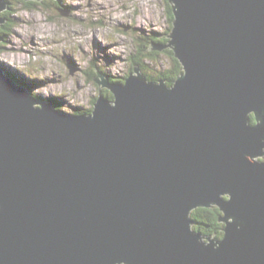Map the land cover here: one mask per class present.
<instances>
[{
	"label": "water",
	"instance_id": "obj_1",
	"mask_svg": "<svg viewBox=\"0 0 264 264\" xmlns=\"http://www.w3.org/2000/svg\"><path fill=\"white\" fill-rule=\"evenodd\" d=\"M169 1L172 86L100 73L70 114L0 67V264H264V0Z\"/></svg>",
	"mask_w": 264,
	"mask_h": 264
},
{
	"label": "rangeland",
	"instance_id": "obj_2",
	"mask_svg": "<svg viewBox=\"0 0 264 264\" xmlns=\"http://www.w3.org/2000/svg\"><path fill=\"white\" fill-rule=\"evenodd\" d=\"M64 4L61 9L55 3L34 8L16 3L8 13L1 11L0 17H11L17 24L0 38V67L31 81L33 93L47 102L57 97L59 110L70 114L91 108L100 93L87 75L94 63L102 72L126 74L134 37L159 31L168 38L171 33L166 0H64ZM160 63L168 67L170 59L164 57ZM97 70L96 76L103 79Z\"/></svg>",
	"mask_w": 264,
	"mask_h": 264
},
{
	"label": "trees",
	"instance_id": "obj_3",
	"mask_svg": "<svg viewBox=\"0 0 264 264\" xmlns=\"http://www.w3.org/2000/svg\"><path fill=\"white\" fill-rule=\"evenodd\" d=\"M6 1H8L9 3V8L4 13H8L9 9H14L12 4L16 5V3H22L28 8H34L35 6L49 7L52 3L53 4L55 3L56 5L58 4L61 5L58 6L61 9H63V7L65 6L64 0H59V1L52 0V3H50L51 2L50 0H43V1L6 0ZM166 1H167L166 12L169 16V21L172 25L174 19L173 6L169 0ZM15 24H17L16 20H12L11 17H8L7 21L2 23V25L0 26V38L6 36L7 32H10ZM161 34L159 31L153 34H151V32H146L144 33V36L140 34L139 36L133 38L135 40V44H134L135 49L130 54L129 57L131 65H130V71L128 73L123 75H113L111 73L102 72L103 70L101 69V67H99L98 64L94 63L95 67L87 71L88 79L89 80L94 79L93 81H95L96 70L98 69L97 71H101L102 73H104L110 79L111 83L124 82L131 73V71H134L136 66H139L141 71L148 77L150 81L158 82L159 80L165 79L167 81V84L169 86H172L174 82L177 80L178 76L184 72V67L183 64L181 63V60L176 56L175 51L172 48H165L164 50H155L150 48V44H152L153 42L166 44L169 41V38L162 36ZM1 47L2 44H0V52L2 49ZM163 56L170 59V63L168 67H164V65L163 66L159 65L161 64L160 61L164 58ZM4 71L8 76H11L14 80H17L20 85L26 86V88L31 93H33V86L30 83L31 81L25 79L21 80L16 75L17 73H9L5 69ZM104 94H106L111 98H114L113 92L110 91L109 89H105ZM34 96L37 99L44 100L38 95L34 94ZM97 97L98 96L94 97V100L92 101L93 106L91 108L81 107L79 108L76 114H79L81 112L85 113L92 111L95 102L97 101ZM51 101L54 108L57 109H59V107L61 108V102L58 101L57 97L51 98ZM250 117L252 121L255 122V118H254L255 116L251 115ZM222 212L223 211L221 210V208L216 205L212 207H199L195 209L192 212V216L196 222L194 225V229L207 235H210L211 233L212 234L216 233L219 239L222 238L225 234L223 230L224 223L220 221V218L223 214Z\"/></svg>",
	"mask_w": 264,
	"mask_h": 264
},
{
	"label": "flooded vegetation",
	"instance_id": "obj_4",
	"mask_svg": "<svg viewBox=\"0 0 264 264\" xmlns=\"http://www.w3.org/2000/svg\"><path fill=\"white\" fill-rule=\"evenodd\" d=\"M263 159H264V157H263ZM224 223V222H223ZM203 234V233H202ZM212 234V233H211ZM212 235H215L216 236V238H219V237H217V234L216 233H214V234H212ZM203 236H204V238H206V236H209V235H207V234H203Z\"/></svg>",
	"mask_w": 264,
	"mask_h": 264
},
{
	"label": "clouds",
	"instance_id": "obj_5",
	"mask_svg": "<svg viewBox=\"0 0 264 264\" xmlns=\"http://www.w3.org/2000/svg\"><path fill=\"white\" fill-rule=\"evenodd\" d=\"M95 82H96V81H95ZM96 83H97V82H96ZM97 84H98V83H97ZM105 89H107V88H104L103 91H104ZM103 91H102V93H104ZM99 94H100V93H99ZM105 95H106V94H105ZM106 96H107V95H106ZM93 109H94V108H93ZM90 112H91V111H90ZM90 112H85V113H90Z\"/></svg>",
	"mask_w": 264,
	"mask_h": 264
},
{
	"label": "bare ground",
	"instance_id": "obj_6",
	"mask_svg": "<svg viewBox=\"0 0 264 264\" xmlns=\"http://www.w3.org/2000/svg\"><path fill=\"white\" fill-rule=\"evenodd\" d=\"M166 34H167V33H166ZM169 34H170V33H169ZM169 34H168V35H169ZM1 48H2V47H1ZM133 72H134V71H133ZM131 73H132V72H131Z\"/></svg>",
	"mask_w": 264,
	"mask_h": 264
}]
</instances>
